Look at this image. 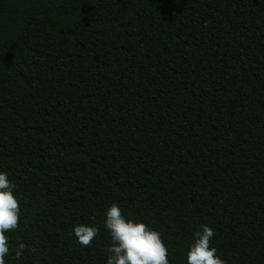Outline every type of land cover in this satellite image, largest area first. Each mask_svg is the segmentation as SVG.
Returning <instances> with one entry per match:
<instances>
[{"label":"trees","instance_id":"1","mask_svg":"<svg viewBox=\"0 0 264 264\" xmlns=\"http://www.w3.org/2000/svg\"><path fill=\"white\" fill-rule=\"evenodd\" d=\"M0 171L6 264H106L112 203L169 264L201 225L264 264V0H0Z\"/></svg>","mask_w":264,"mask_h":264},{"label":"clouds","instance_id":"2","mask_svg":"<svg viewBox=\"0 0 264 264\" xmlns=\"http://www.w3.org/2000/svg\"><path fill=\"white\" fill-rule=\"evenodd\" d=\"M15 189L8 173L0 171V264H6L5 257L10 253L8 233L19 227L21 212ZM103 226L111 241L105 249L106 264H169L168 249L161 233L144 222L127 218L119 204L112 203L106 208ZM98 231L96 226L89 224H77L72 229L76 243L82 247L89 246ZM213 236V230L207 225H201L193 233L186 264H225L216 249L210 247ZM26 247L22 242L16 246L17 259L23 257Z\"/></svg>","mask_w":264,"mask_h":264}]
</instances>
